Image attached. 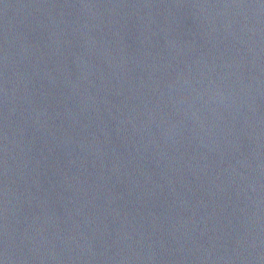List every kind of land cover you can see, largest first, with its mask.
Segmentation results:
<instances>
[{
    "label": "water",
    "instance_id": "water-1",
    "mask_svg": "<svg viewBox=\"0 0 264 264\" xmlns=\"http://www.w3.org/2000/svg\"><path fill=\"white\" fill-rule=\"evenodd\" d=\"M0 264H264V0H0Z\"/></svg>",
    "mask_w": 264,
    "mask_h": 264
}]
</instances>
